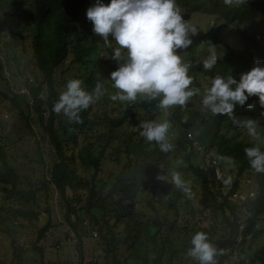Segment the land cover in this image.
Masks as SVG:
<instances>
[{"label":"rangeland","instance_id":"obj_1","mask_svg":"<svg viewBox=\"0 0 264 264\" xmlns=\"http://www.w3.org/2000/svg\"><path fill=\"white\" fill-rule=\"evenodd\" d=\"M177 6L183 19L196 28L197 34L207 33V41L201 42L196 48L197 60L202 63V68L197 75L196 89L200 90L199 93L205 91L213 74V68L206 70L203 63L210 55L212 48L210 43H216L213 36L215 37L219 26L222 29L221 32L218 31L217 36L223 40V43L221 50L215 47L217 48L215 49L216 55L223 54L226 47L237 49V45L245 44L249 47L252 64L258 61L264 65V22L257 14L241 9L240 5H226L224 0H190ZM33 12L32 0H0V91L8 96H18L20 106L33 130L32 133L29 132V128L25 126V119L16 114V109L6 98L0 96V145L6 151L7 161L20 178L19 187L25 191H35V198L26 200L6 194L3 190L4 185L0 183V264H78L80 256L76 249V234L65 223L63 201L53 184L48 181L55 158L53 148L38 123L29 92V87L38 84L41 80V73L32 56L31 39L35 33ZM78 26L79 31L72 38V43L74 44L77 38L84 46L93 45L92 40L88 39L92 24L86 18V10L81 14ZM116 47L118 45L114 40H109L108 44L100 41L97 43L96 50L100 60L73 63L72 54H70L55 73V84L59 96L66 90L69 80L78 79L84 73H93L95 80L93 90L97 83L102 85L103 95L90 105L91 118L95 117L90 124L93 131L69 123L62 112L58 114L55 125L63 141L66 155L68 157L72 155L70 159L76 174L88 181L94 179L93 184L100 189L102 197L108 194L109 187L115 182V176L122 169L124 162L135 157V148L139 146L138 136L140 137L137 131L142 129L140 127L142 123L149 122L148 114L141 108H135L128 121L114 128L116 140L106 149L98 167L95 169L94 166H88L83 162L84 156L87 155L85 148L90 147L89 153L92 155L97 153L94 145L99 140L96 141L95 136L96 133L105 129L101 125L103 114L106 113L107 121L114 120L123 114L127 105L133 103L111 99V96L118 91L113 87L114 82L110 79V73L118 67L113 60ZM180 56L182 62L185 63L186 49L180 50ZM84 86L82 82L81 87ZM148 99L150 98L147 96L138 95L136 101ZM160 99L158 97L157 107ZM252 106L251 110L248 106L247 111L242 113L235 109L234 115L240 120L255 119L260 139H254L245 127L238 126L227 115H225L226 122L222 130L226 137L249 141L256 145L264 143V114H262L264 108L257 104ZM158 109L153 121L160 123L167 120L172 125L170 108L167 112L159 107ZM196 132L189 130L186 135L193 143L189 156L193 163L204 165L202 155L206 160L210 155L206 156L199 143L192 138ZM173 138V134L168 132L170 142ZM148 145V151L153 152H155L154 147L158 146L155 142H148ZM117 148L120 153L115 159L114 151ZM171 151L161 152V154L165 156ZM182 153L179 150L174 155L169 154L168 157L171 158L167 160V167L163 159L160 160L157 170L156 165L153 164L148 169L144 181L132 191L131 198L121 201L125 210H119L115 205L120 195L118 187L122 184L116 185L115 191L117 192L112 199L105 197L106 215L110 218L108 224H103V227L106 230V227L110 226L114 235V251L109 253L103 248L95 224L97 220L95 216L101 217V210L92 209L90 210L92 215L89 216L81 209L86 203L88 195L86 189L78 191L80 201H76L72 190H67V195L78 208L80 217L78 232L82 238V264H110L112 256L118 257L122 263L154 264L152 262L154 251L151 245H147L150 252L146 262L127 258L128 247L134 242L130 230L138 228V225L151 226L154 220L159 223L158 245L165 241L166 254L162 264L194 263L195 260L187 255V251L192 247L193 235L189 233L192 227L208 230L216 223L217 237L223 234L225 226L223 215L218 211L202 208L200 183L187 170L190 160L186 162ZM235 168L236 164L227 160L217 171V177H225L228 183L222 188L224 193L234 179ZM94 170L97 172L92 178ZM178 170L182 173V179L187 182L190 195L185 194L172 183L171 173L178 172ZM153 175L156 176V180ZM123 176L127 175L123 174ZM42 181L47 182L46 188H41ZM255 191V180L244 176L239 179L238 191L229 199L230 206L234 208L235 214L239 217L238 225L241 224L242 227L249 214L243 201L248 197H254ZM168 199H171L174 206H170L172 203ZM19 211L27 212L28 216L24 217ZM226 215L229 217V210H226ZM72 219L75 220V216H72ZM47 220L50 221V228L43 238L37 240L38 231ZM171 222H174L175 226L169 229ZM257 228L260 229L261 234L256 237L248 235L245 239L242 236L238 250L233 248L237 258H231V255L226 257L220 255V260H222L219 264H237L240 259L250 260L254 253L264 246V217L258 222ZM34 246L40 250H35Z\"/></svg>","mask_w":264,"mask_h":264},{"label":"trees","instance_id":"obj_2","mask_svg":"<svg viewBox=\"0 0 264 264\" xmlns=\"http://www.w3.org/2000/svg\"><path fill=\"white\" fill-rule=\"evenodd\" d=\"M190 0H175L176 5L182 4ZM34 6V27L35 33L31 39L32 56L34 58L35 65L41 73V80L38 84L31 85L29 92L32 97L33 110L37 115V120L42 128L44 134L48 137V142L53 148L54 162L50 171V177L48 181L53 184L57 190L63 204L65 206L64 221L69 226L70 230L76 235V249L80 256V262L82 264L83 252H82V238L78 232L80 217L78 215V208L72 203L73 200L67 195V190L70 189L76 196V201H80L79 190H85L88 192L86 203L82 205L81 209L91 216L92 209H100L101 217H97L95 224L97 225V232L99 233L100 241L103 244V248L107 253L114 251V235L111 227L107 226L106 230L103 227L108 224L110 218L106 215L105 197L112 199L117 192L116 185H120L118 193L120 194L115 202L116 208L119 210H125L121 201H126L131 198L132 191L137 188L138 184L144 181V177L147 175L148 169L155 164L156 170L160 166V160L166 161L171 157L169 154H175L177 151H181L182 157L188 162L187 170L200 183V200L204 210L218 211L223 215L224 228L223 234L217 237L216 223L211 225L208 230L192 227L189 233L194 236L197 232H204L208 235L209 240L217 248L219 252L223 254V251L227 247L235 248L239 243L236 242V237L241 234L243 239L246 236L251 235L256 237L261 234L260 229L257 228L259 221L264 217V173H257L251 168L249 159L245 155L244 149L257 146L256 144L235 139L233 137H226L222 132L224 124L226 122V116L213 115L209 110H205L202 105L203 93H199L192 96L187 102L186 106H173L170 108V121L172 123L169 132L173 134L174 148L168 155H162L159 146L154 147V151H148V141H144L145 138L140 135L139 146L135 148V157L128 159L124 162L122 169L115 176V182L109 187L108 194L102 197L100 189L93 184L94 179L89 181L76 174L72 160L66 155L64 145L61 137L56 130V121L58 114L52 111L53 105L58 101L59 95L55 84V73L57 68L72 54L71 61L73 63H85V62H97L100 60L97 53V43L100 41L105 43L104 40L94 34L92 31L88 39H91L93 45L84 46L77 38L76 42L72 43V38L76 36L79 31L78 21L83 12L90 6L94 5L96 0H32ZM104 4H108L110 0H102ZM240 8L257 14V16L264 22V0H246L245 3L240 5ZM222 27H218L213 36L216 43L211 42L213 46H217L221 50L223 40L220 39L217 34L221 32ZM206 34H196L191 36L193 43L186 49V62L190 63L191 67L188 70V75L192 77L193 83L189 86L192 89H196L198 85L197 75L199 74L202 63L197 60L196 48L197 45L203 41H207ZM109 40H113L109 37ZM215 48V49H217ZM180 55V51L178 52ZM250 56V57H249ZM218 59L213 67V74L211 80L206 87L211 86L212 78L216 75L225 77V79L232 75L237 81L240 74L249 71L254 65L252 64L251 54L249 53V47L245 44L242 46L237 45V49L232 47H226L223 54L217 55ZM93 73H84L78 79L81 80L85 86L84 90L92 92V88L95 85ZM85 80V81H83ZM90 86V87H89ZM234 87V86H233ZM205 89V90H206ZM0 96L6 98L10 104L16 109V114L22 119H25V126L29 128V132L33 130L30 128L28 117L24 114L18 96H8L0 91ZM158 97L156 99H148L145 101H134L132 104L127 105L123 110V114L120 117L107 121L106 113L102 116V126L105 127L104 131L96 133V141L98 143L94 145L96 154L92 155L90 147L85 148L86 156L83 158V162L88 166H94L95 169L100 164L106 149L116 140L114 134V128L122 125L125 121H128L135 108L143 109L149 117V121H153L154 114L158 111L157 107ZM257 104L259 107L258 97H249L246 104L241 107L236 106V110L239 113L247 111L249 105ZM82 123H73L74 126H78L83 129L93 131L90 128L91 121L95 117L91 118L90 106L82 110L80 113ZM98 118V117H97ZM173 130V132L171 131ZM196 132L192 137L202 147L204 154H209V159H205L202 155L203 164L193 163L189 156L192 148V140L186 135L188 131ZM142 131L140 129L137 134ZM147 144V145H146ZM261 151H264V143L258 144ZM152 148V147H151ZM153 149V148H152ZM5 149L0 145V183L3 184V190L10 196H17L22 199H34L35 191H25L19 187L20 178L15 172L13 166L7 161ZM120 150L117 148L114 151V158L117 159ZM142 156V157H139ZM149 158V159H148ZM153 158V159H151ZM41 160V158H40ZM233 161L236 164L234 179L230 184L226 193L222 191V188L227 186L225 177H217V171L226 161ZM97 170H94L91 177L96 176ZM178 172H180L178 170ZM126 174L127 176H123ZM180 174H182L180 172ZM247 176L252 177L256 182V191L253 198H247L243 201V205L249 210V214L244 220V226L241 231L238 230L239 217L235 214L234 208L230 206L229 199L238 191L239 179ZM156 180V176L153 175ZM104 186V185H103ZM100 186V187H103ZM113 186V188H112ZM47 182H41V188H46ZM113 193V194H112ZM180 196V193H178ZM178 197V196H177ZM170 202L172 203L171 199ZM186 200V199H185ZM187 201V200H186ZM170 206H174L172 203ZM248 207V208H247ZM226 210L230 211L229 217L226 215ZM247 210V211H248ZM24 217L28 216L27 212L19 211ZM123 215V214H122ZM119 215V216H122ZM75 216V220L72 219ZM94 217V218H95ZM118 217V216H116ZM94 222V221H93ZM94 224V223H93ZM170 228H174V222L169 225ZM50 228V221L43 225L39 229L37 240L43 238L45 232ZM134 242L129 245V253L127 258L135 261L146 262L148 253L150 252L147 245H151L154 251L152 262L154 264H162L163 257L166 254L165 241L158 245L157 238L159 237V223L154 220L153 225H138V228L130 230ZM192 236V237H193ZM100 243V244H101ZM35 250H40L34 246ZM169 250V249H168ZM172 250V249H171ZM170 250V251H171ZM226 257V255H225ZM223 256V258H225ZM221 258V256H220ZM237 258V256H236ZM222 260V259H221ZM219 261V263L221 262ZM264 264V246L254 253L250 260L240 259L237 264ZM110 264H133L122 263L118 257L112 256ZM168 264H171L170 262ZM193 264H198V261H194Z\"/></svg>","mask_w":264,"mask_h":264},{"label":"clouds","instance_id":"obj_3","mask_svg":"<svg viewBox=\"0 0 264 264\" xmlns=\"http://www.w3.org/2000/svg\"><path fill=\"white\" fill-rule=\"evenodd\" d=\"M245 2L224 0L226 5L236 6ZM86 18L92 24V32L105 44L111 37L118 45L113 53L118 67L110 73L113 87L118 91L111 96L112 100L134 102L138 95L151 99L160 97L158 107L167 112L176 105L186 106L189 99L199 93V89L189 87L193 83L188 75L191 64L182 62L178 55L180 50L192 45L190 35L195 36L197 30L183 19L175 0H110L108 4L96 0L87 8ZM217 59L212 45L210 55L203 63L204 69L211 70ZM81 83L79 79L69 80L66 90L53 105L52 111L56 114L62 112L69 123H82L81 111L103 95L100 83L91 93L84 90ZM252 96L258 97L261 108H264V65L258 61L249 71L241 73L238 81L232 75L226 79L220 75L212 78L211 86L204 92L202 105L213 115L232 118L235 124L245 127L250 136L259 140L257 121L251 118L240 120L234 115L236 106L243 107ZM252 107L249 105V110ZM140 127V135L148 142H155L161 152L167 153L174 148L168 139L171 124L167 120L145 122ZM244 152L251 168L264 173V151L260 146L245 148ZM171 179L175 187L190 195L187 182L179 172L173 171ZM191 245L187 255L198 264H217L216 257L222 254L204 232H197L191 238Z\"/></svg>","mask_w":264,"mask_h":264},{"label":"built area","instance_id":"obj_4","mask_svg":"<svg viewBox=\"0 0 264 264\" xmlns=\"http://www.w3.org/2000/svg\"><path fill=\"white\" fill-rule=\"evenodd\" d=\"M236 194V193H235ZM249 198H253V197H249ZM239 231H241V229L243 228L242 227V225L240 224L239 226ZM241 234H239L237 237H236V242H237V244L238 243H240V241H241V237H242V235L240 236ZM236 248V251L238 250V248H237V246L235 247ZM235 250L232 248V247H227V248H225L224 249V254L226 255V256H228V255H231L230 257L231 258H236V254H235V252H234ZM216 261H217V264H219V261H220V256H217L216 257Z\"/></svg>","mask_w":264,"mask_h":264}]
</instances>
